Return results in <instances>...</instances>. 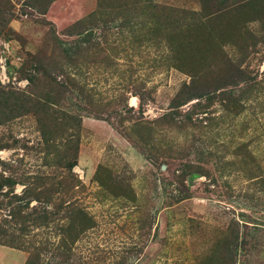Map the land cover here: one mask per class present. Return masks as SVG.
Listing matches in <instances>:
<instances>
[{
    "label": "rangeland",
    "instance_id": "1",
    "mask_svg": "<svg viewBox=\"0 0 264 264\" xmlns=\"http://www.w3.org/2000/svg\"><path fill=\"white\" fill-rule=\"evenodd\" d=\"M33 256L264 264V0H0V264Z\"/></svg>",
    "mask_w": 264,
    "mask_h": 264
},
{
    "label": "trees",
    "instance_id": "2",
    "mask_svg": "<svg viewBox=\"0 0 264 264\" xmlns=\"http://www.w3.org/2000/svg\"><path fill=\"white\" fill-rule=\"evenodd\" d=\"M93 47V46H92ZM9 182V181H8ZM23 183V182H22ZM13 184H14V182H13ZM25 195H27V193L25 194ZM44 219H46V218H38V222H40V220H41V222H42V220H44ZM35 256H33L32 257V259H30V261H28V263L27 264H36V261H35Z\"/></svg>",
    "mask_w": 264,
    "mask_h": 264
}]
</instances>
